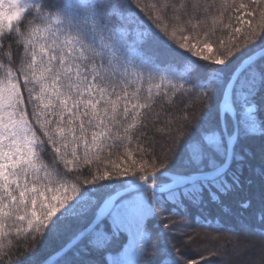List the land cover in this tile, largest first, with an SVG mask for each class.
<instances>
[{
  "label": "snow or ice",
  "instance_id": "1",
  "mask_svg": "<svg viewBox=\"0 0 264 264\" xmlns=\"http://www.w3.org/2000/svg\"><path fill=\"white\" fill-rule=\"evenodd\" d=\"M229 199L264 264V0H0V264H204L153 221Z\"/></svg>",
  "mask_w": 264,
  "mask_h": 264
},
{
  "label": "trees",
  "instance_id": "2",
  "mask_svg": "<svg viewBox=\"0 0 264 264\" xmlns=\"http://www.w3.org/2000/svg\"><path fill=\"white\" fill-rule=\"evenodd\" d=\"M183 70L184 66L182 64L176 65L175 71L180 72ZM201 72V69H197L191 74L193 82H195ZM181 99L186 100L188 97L185 96ZM177 102L179 103V100ZM162 215H170L167 208L162 210ZM175 219L177 223L170 226V229L159 228L161 223L159 219L153 221L154 230L159 229L163 235L159 239H153L149 256L146 259L155 260L162 250L176 254V249L179 248L186 256L197 259L200 258L201 253L207 254L204 264H226V258L230 257L228 256L229 253L235 254L238 246L246 243L247 240H250L254 245L252 254L259 251L262 243L258 236L249 237L246 240L240 234V226L242 224L253 222V212L240 209L236 202L230 199L225 201L224 208L209 206L203 212L190 209L187 212H181ZM213 234L215 235L214 237L211 236ZM189 236L193 237L194 240L192 245L186 246L184 241ZM212 251L218 254L211 255ZM13 258L16 259L15 253ZM240 258L237 262L245 259L244 257ZM227 263L230 264V258Z\"/></svg>",
  "mask_w": 264,
  "mask_h": 264
},
{
  "label": "rangeland",
  "instance_id": "3",
  "mask_svg": "<svg viewBox=\"0 0 264 264\" xmlns=\"http://www.w3.org/2000/svg\"><path fill=\"white\" fill-rule=\"evenodd\" d=\"M188 222V221H187ZM190 224V223H189ZM196 235V234H195ZM211 236H215L214 234L213 235H211ZM228 256H230L229 258H230V264H243V261L241 260L240 262H237L238 260H239V258L240 257H238L237 255H235V254H231V253H229V255ZM229 258H226V264H228L227 263V260L229 259ZM241 259V258H240ZM244 260V259H243ZM225 264V263H224Z\"/></svg>",
  "mask_w": 264,
  "mask_h": 264
}]
</instances>
